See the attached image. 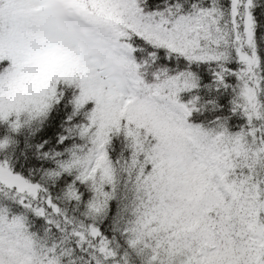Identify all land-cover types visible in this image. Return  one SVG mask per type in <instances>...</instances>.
<instances>
[{"label":"snow or ice","instance_id":"1","mask_svg":"<svg viewBox=\"0 0 264 264\" xmlns=\"http://www.w3.org/2000/svg\"><path fill=\"white\" fill-rule=\"evenodd\" d=\"M0 264H264V0H0Z\"/></svg>","mask_w":264,"mask_h":264}]
</instances>
